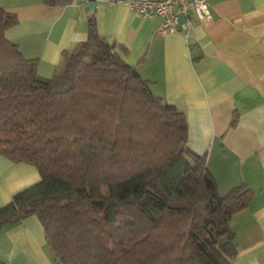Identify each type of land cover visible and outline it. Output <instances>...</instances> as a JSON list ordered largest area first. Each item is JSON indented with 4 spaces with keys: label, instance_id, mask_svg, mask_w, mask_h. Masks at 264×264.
<instances>
[{
    "label": "trees",
    "instance_id": "trees-1",
    "mask_svg": "<svg viewBox=\"0 0 264 264\" xmlns=\"http://www.w3.org/2000/svg\"><path fill=\"white\" fill-rule=\"evenodd\" d=\"M15 22L0 9V155L40 179L0 207V228L37 216L62 264H229L230 219L251 188L218 192L205 155L188 145L184 113L152 92L93 17L49 77L5 37Z\"/></svg>",
    "mask_w": 264,
    "mask_h": 264
},
{
    "label": "crops",
    "instance_id": "crops-1",
    "mask_svg": "<svg viewBox=\"0 0 264 264\" xmlns=\"http://www.w3.org/2000/svg\"><path fill=\"white\" fill-rule=\"evenodd\" d=\"M86 2L0 0V9L16 17L5 37L49 77L64 51L86 39L93 17L98 34L116 44L152 92L184 113L188 145L205 155L218 192L239 184L251 188L246 208L230 219L237 253L229 264H264V0H208L210 17L194 19L187 33L165 34L157 30L158 15L105 0L87 9ZM39 179L33 165L0 155V207ZM0 264L62 263L38 217L29 215L0 228Z\"/></svg>",
    "mask_w": 264,
    "mask_h": 264
},
{
    "label": "built area",
    "instance_id": "built-area-1",
    "mask_svg": "<svg viewBox=\"0 0 264 264\" xmlns=\"http://www.w3.org/2000/svg\"><path fill=\"white\" fill-rule=\"evenodd\" d=\"M110 4L124 3L142 16L158 15L160 33L183 31L187 33L193 20L202 21L210 17L208 0H105Z\"/></svg>",
    "mask_w": 264,
    "mask_h": 264
},
{
    "label": "water",
    "instance_id": "water-1",
    "mask_svg": "<svg viewBox=\"0 0 264 264\" xmlns=\"http://www.w3.org/2000/svg\"><path fill=\"white\" fill-rule=\"evenodd\" d=\"M95 4V0H87L86 2V8L87 9H93Z\"/></svg>",
    "mask_w": 264,
    "mask_h": 264
}]
</instances>
